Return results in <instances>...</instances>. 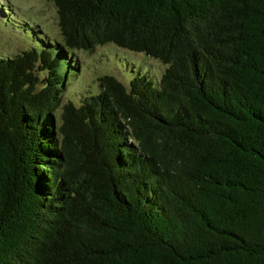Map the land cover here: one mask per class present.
<instances>
[{
    "label": "trees",
    "instance_id": "1",
    "mask_svg": "<svg viewBox=\"0 0 264 264\" xmlns=\"http://www.w3.org/2000/svg\"><path fill=\"white\" fill-rule=\"evenodd\" d=\"M47 1L60 42L0 58V264H264V0ZM107 44L157 87L62 105Z\"/></svg>",
    "mask_w": 264,
    "mask_h": 264
},
{
    "label": "rangeland",
    "instance_id": "2",
    "mask_svg": "<svg viewBox=\"0 0 264 264\" xmlns=\"http://www.w3.org/2000/svg\"><path fill=\"white\" fill-rule=\"evenodd\" d=\"M42 35L49 40H61L56 9L52 3L47 0H0V58H12L32 46H41ZM72 54L73 66L61 63L58 70L65 79L62 105L70 102L78 107L87 97L97 95L101 91L99 78L106 75L128 87L139 70L145 72L153 86L157 87L165 69L156 60L109 44ZM37 75L42 81L47 76L46 72L39 70ZM42 86L41 82L39 88Z\"/></svg>",
    "mask_w": 264,
    "mask_h": 264
}]
</instances>
